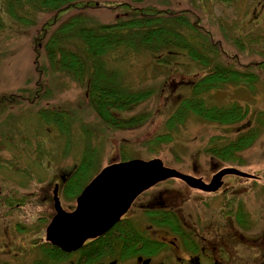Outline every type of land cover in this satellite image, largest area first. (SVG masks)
Returning <instances> with one entry per match:
<instances>
[{"label": "rangeland", "instance_id": "374dc122", "mask_svg": "<svg viewBox=\"0 0 264 264\" xmlns=\"http://www.w3.org/2000/svg\"><path fill=\"white\" fill-rule=\"evenodd\" d=\"M150 1L167 2L166 5H159L160 7L192 10L200 17L202 26L220 41V50L227 52V55H221L219 62H226L238 69H248L244 72L255 75L250 89L243 84H229L205 94L206 106H228L233 102L240 104L246 110L244 118L234 124L219 125L189 115L176 131L167 128L165 121L176 109L179 99L190 95V90L174 88L173 85L183 79L178 72L182 71L181 68H200L178 51L167 52L174 61L173 68H176L173 75L167 78L159 76L155 80L161 83L164 81V86L159 87L146 102L126 113H150L148 120L134 129L111 130L96 125L83 91L69 77L54 74L48 76L53 93L41 102V106L73 111L68 131L60 132L54 125L47 124L36 114L39 107L28 104L13 106L1 114L0 144L5 149L0 147V188L13 184L16 193L35 190L36 195H39L48 181L70 172L88 147L93 151L94 157L92 170L86 175V181L112 161L119 160L120 150L124 151V158L127 159L148 160L153 156H160L167 166L187 172H192L195 167L200 173L205 172L210 177L219 165L212 155H202L204 150L209 146L228 143L236 136L237 129L238 133L253 129V134H256L239 151L243 170H264V43L250 42L245 38L248 35L249 38L264 40V0H235L231 5L204 0ZM36 14L38 17L33 25L10 21L8 15L3 14V27L0 29V93L30 87L35 81L30 39L44 18L41 12ZM90 15L107 23L113 21L115 13L97 10L90 12ZM193 39L202 43L196 35H193ZM250 62L253 65L248 64L249 68H245L246 63ZM112 65L118 72L126 73L127 79L137 86V67H129L128 63L121 61ZM251 120L259 123L252 127ZM160 134H169L171 138L166 143H157L155 136ZM212 135L215 138L211 140ZM36 142L41 145H35ZM48 144L49 153L44 149ZM8 172H12L9 177ZM22 185L24 186L19 187ZM245 194L246 192L239 196ZM192 202L190 197L185 205H191ZM211 202L212 205L221 203L222 196H214ZM260 205L261 198L257 197L255 212H258Z\"/></svg>", "mask_w": 264, "mask_h": 264}, {"label": "trees", "instance_id": "16d2710c", "mask_svg": "<svg viewBox=\"0 0 264 264\" xmlns=\"http://www.w3.org/2000/svg\"><path fill=\"white\" fill-rule=\"evenodd\" d=\"M204 1L231 5L235 0ZM166 4V1L150 0H0V29L4 13L10 21L25 25L36 22V12L44 15L30 41L35 81L30 87L0 94V115L13 106L28 104L39 107L36 114L47 124L60 132L68 131L73 111L41 106L53 93L48 76L63 74L83 91L90 109L86 108L94 115L96 125L111 130L137 128L148 120L150 113H126L164 86V81L155 80L173 75L176 68L167 52L178 51L200 68H181L178 72L183 79L175 85L190 90V95L179 99L176 109L166 119L167 128L176 131L189 115L219 124L244 118L246 110L236 102L228 106H206L205 94L229 84L250 88L255 76L226 62L221 64L220 57L227 52L220 50V41L202 26L200 17L189 9L159 6ZM97 10H109L120 16L103 23L90 15ZM193 35L202 43L194 41ZM245 38L264 43L248 35ZM118 61L138 68L137 86L127 79L126 73L114 68L112 64ZM250 134L252 131L231 138L218 150L211 148L210 153L223 162L235 163L236 152L253 140ZM170 138L169 134H160L155 136V141L166 143ZM92 153L89 147L83 151L78 171L71 180L84 182L93 164ZM129 242L126 238L125 243Z\"/></svg>", "mask_w": 264, "mask_h": 264}, {"label": "flooded vegetation", "instance_id": "af4514ba", "mask_svg": "<svg viewBox=\"0 0 264 264\" xmlns=\"http://www.w3.org/2000/svg\"><path fill=\"white\" fill-rule=\"evenodd\" d=\"M207 150L202 155H212ZM218 169L210 177L195 167L185 171L207 183ZM77 171L51 179L39 195L1 186L0 264H264V170L254 179L224 176L230 178L213 192L176 179L158 182L103 234L64 250L46 238V226L56 214L54 189L64 211L74 208L78 183L71 178ZM216 195L222 202L212 205Z\"/></svg>", "mask_w": 264, "mask_h": 264}, {"label": "water", "instance_id": "95a60500", "mask_svg": "<svg viewBox=\"0 0 264 264\" xmlns=\"http://www.w3.org/2000/svg\"><path fill=\"white\" fill-rule=\"evenodd\" d=\"M227 173L246 175L236 169H223L214 176L208 189L215 190L220 178ZM169 177L180 178L193 187H203L201 180L164 167L159 159L108 165L82 189L72 212L57 209V215L47 228V238L64 250H72L86 238L109 228L140 192Z\"/></svg>", "mask_w": 264, "mask_h": 264}, {"label": "bare ground", "instance_id": "6f19581e", "mask_svg": "<svg viewBox=\"0 0 264 264\" xmlns=\"http://www.w3.org/2000/svg\"><path fill=\"white\" fill-rule=\"evenodd\" d=\"M110 226H111V225H110ZM110 226H109V227H110Z\"/></svg>", "mask_w": 264, "mask_h": 264}]
</instances>
